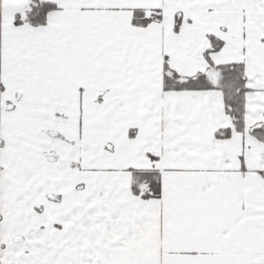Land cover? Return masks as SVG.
<instances>
[{
    "label": "snow or ice",
    "instance_id": "6c2138e0",
    "mask_svg": "<svg viewBox=\"0 0 264 264\" xmlns=\"http://www.w3.org/2000/svg\"><path fill=\"white\" fill-rule=\"evenodd\" d=\"M0 264H264V0H0Z\"/></svg>",
    "mask_w": 264,
    "mask_h": 264
}]
</instances>
